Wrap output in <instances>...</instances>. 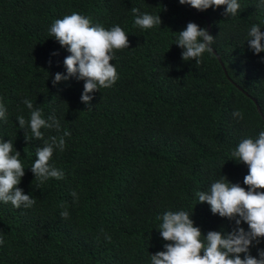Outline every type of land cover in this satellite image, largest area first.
I'll return each mask as SVG.
<instances>
[{"label":"trees","instance_id":"obj_1","mask_svg":"<svg viewBox=\"0 0 264 264\" xmlns=\"http://www.w3.org/2000/svg\"><path fill=\"white\" fill-rule=\"evenodd\" d=\"M239 3L233 17L225 16L226 6L199 11L179 0H0V97L8 110L0 140L20 151L19 187L36 199L19 209L0 201V264H151L152 254L166 250L157 217L167 211L192 213L205 235L237 227L196 193L222 175L247 188L248 166L231 151L264 131L253 100L264 114V52L254 53L247 42L253 24L264 31V0ZM133 7L159 14L162 25L136 26ZM73 12L106 29L119 25L130 40L111 61L119 80L90 93V105L81 101L83 80L52 82L57 72L67 75L63 61L70 53L49 29ZM204 15L221 61L206 52L197 67L182 59L176 40L188 22L207 29ZM25 99L45 119L59 120V130L42 129L45 138L71 133L52 160L65 178L39 187L30 166L43 142L26 141L30 129L17 119H30ZM237 110L243 119L233 115ZM240 226L248 230L247 223ZM259 249L264 238L250 252L258 258Z\"/></svg>","mask_w":264,"mask_h":264},{"label":"clouds","instance_id":"obj_2","mask_svg":"<svg viewBox=\"0 0 264 264\" xmlns=\"http://www.w3.org/2000/svg\"><path fill=\"white\" fill-rule=\"evenodd\" d=\"M179 3L188 4L199 11L226 6L225 16L233 17L241 10L239 0H179ZM131 11L135 16V25L142 29L162 25L159 14L141 13L136 7ZM49 33L70 53L63 61L67 75L57 72L52 81L54 85L71 77L83 80L81 101L90 105L93 100L90 93L111 88L119 80L117 68L111 61L115 59L117 50L130 48L129 36L121 26L106 29L100 24H93L89 17L73 12L54 20ZM178 33L176 44L183 49L184 61L194 60L199 67L203 63L204 53H213L214 36L206 28L188 22L186 28ZM247 35L248 45L254 53L264 52V31H261V27L253 24ZM24 104L30 110V119L26 120L23 115L17 119L20 128L30 129L31 134L25 132V139L43 142L42 147H37L36 159L30 166L35 180L39 182L37 187L51 178L64 179V172L56 168L52 160L57 150H65V137L71 133L66 130L61 136L45 138L42 129L59 130V120L54 116L45 119L42 110L34 108L29 99H25ZM7 112L0 97V120L7 121ZM233 115L243 119V113L239 110L234 111ZM20 156V151L11 140H0V201L10 202L17 209L21 206L31 208L36 204V199L19 187L25 176V166ZM231 157L248 166V173L243 179L247 188L230 182L222 175L221 179L210 185L208 191H197L196 196L198 202H206L210 206L214 215L234 221L237 227L230 232L210 230L205 235L191 218L192 213L167 211L157 217L161 221L158 226L160 235L168 242L164 245L166 250L152 254L151 264H264V249L258 250V258L250 252L253 242L258 245L264 238V131H260L255 139L245 138L239 142L231 151ZM72 196L77 198V193L73 191ZM60 215L67 219L70 214L64 210ZM242 223H247V231L240 226ZM3 244V236H0V245ZM241 254H244L243 257Z\"/></svg>","mask_w":264,"mask_h":264},{"label":"water","instance_id":"obj_3","mask_svg":"<svg viewBox=\"0 0 264 264\" xmlns=\"http://www.w3.org/2000/svg\"><path fill=\"white\" fill-rule=\"evenodd\" d=\"M203 18H205L207 20V29H208V32L210 33L211 32V28H212L211 21H210V17L208 15H204ZM213 52L218 56L219 60L221 61V58H220L219 54L217 53V51L214 49ZM253 100L255 101V103L257 105L258 111L260 112V114L264 118V114L262 112L261 106L259 105L257 99L256 98H253Z\"/></svg>","mask_w":264,"mask_h":264}]
</instances>
